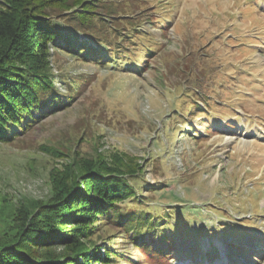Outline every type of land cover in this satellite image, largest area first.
<instances>
[{
    "label": "rangeland",
    "instance_id": "374dc122",
    "mask_svg": "<svg viewBox=\"0 0 264 264\" xmlns=\"http://www.w3.org/2000/svg\"><path fill=\"white\" fill-rule=\"evenodd\" d=\"M122 1L133 4V22L150 33L143 46L156 39L161 49L144 73L53 52L56 74L84 82L67 108L0 143V237L19 213L48 200L53 176L68 167L69 159L43 146L68 155L77 148L81 157L122 151L149 160L144 180L159 189L143 193L149 203L190 215L195 230L183 238L167 231L177 245L170 264H264V0ZM143 49L130 54L147 53ZM204 72L210 75L203 78ZM196 92L198 105L204 96L212 100L190 119L200 138L169 139L162 124L183 104L182 95ZM205 126L212 133H204ZM102 234L122 237L109 228ZM219 248L226 260L212 255ZM142 259L137 254L134 263L147 264Z\"/></svg>",
    "mask_w": 264,
    "mask_h": 264
},
{
    "label": "trees",
    "instance_id": "16d2710c",
    "mask_svg": "<svg viewBox=\"0 0 264 264\" xmlns=\"http://www.w3.org/2000/svg\"><path fill=\"white\" fill-rule=\"evenodd\" d=\"M128 4L0 0V143L21 138L80 95L84 80L56 74L54 51L85 64H112L111 68L139 73L150 68L161 44L154 39L152 46H143L150 42V33L140 29V20L133 22V4ZM159 29L166 34L164 23ZM139 46L147 53L131 55L130 50L139 52ZM187 72L192 74L191 69ZM209 75L204 72L203 78ZM192 96L199 97L197 92L182 95L183 104L174 105L162 124L169 139L200 138L190 119L193 113L203 115L197 108L209 107L212 100L204 96L198 105ZM203 130L212 133L209 126ZM76 149L68 155L43 146L56 158L69 159L68 167L53 176L48 200L19 213L9 232L0 237V264H135L137 254L147 264H170L177 245L167 239V231L183 238L195 229L185 209L152 205L145 199L144 192L159 190L144 180L149 160L122 151L107 156L97 150L81 157ZM159 167L156 162L152 170ZM108 228L121 233V239L104 238L102 232Z\"/></svg>",
    "mask_w": 264,
    "mask_h": 264
}]
</instances>
